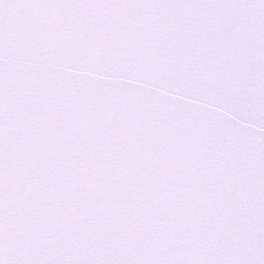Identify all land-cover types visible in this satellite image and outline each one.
<instances>
[{
  "label": "snow or ice",
  "instance_id": "obj_1",
  "mask_svg": "<svg viewBox=\"0 0 264 264\" xmlns=\"http://www.w3.org/2000/svg\"><path fill=\"white\" fill-rule=\"evenodd\" d=\"M0 264H264V0H0Z\"/></svg>",
  "mask_w": 264,
  "mask_h": 264
}]
</instances>
